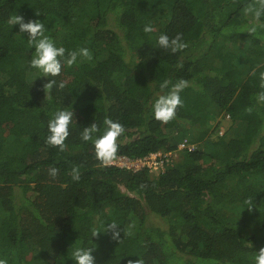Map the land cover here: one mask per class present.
Returning a JSON list of instances; mask_svg holds the SVG:
<instances>
[{
  "label": "trees",
  "instance_id": "1",
  "mask_svg": "<svg viewBox=\"0 0 264 264\" xmlns=\"http://www.w3.org/2000/svg\"><path fill=\"white\" fill-rule=\"evenodd\" d=\"M16 15L42 20L45 35L87 47L91 59L63 67L44 92L50 78L29 66ZM161 33L186 47L158 48ZM262 71L264 0H0V258L72 264L74 247L102 237L95 264H255L264 247ZM179 79L188 83L175 117L155 120L161 82ZM65 107L69 135L62 148L49 145L47 121ZM206 112L229 120L222 134L210 137ZM106 117L125 129L116 156L175 151L172 161L156 175L101 162L81 132ZM113 223L118 239L105 231Z\"/></svg>",
  "mask_w": 264,
  "mask_h": 264
},
{
  "label": "clouds",
  "instance_id": "2",
  "mask_svg": "<svg viewBox=\"0 0 264 264\" xmlns=\"http://www.w3.org/2000/svg\"><path fill=\"white\" fill-rule=\"evenodd\" d=\"M259 15V13H257ZM13 25L18 24L20 33H26L27 44L31 48V59L29 66L35 69L40 75L38 77H48L47 83L43 85L44 92L50 90L53 85L57 84L54 77H57L62 68L71 66L78 62V58L91 59V53L87 47H78L74 50L66 49L62 45H58L53 38L45 35V24L42 20L29 19L24 21L22 16L16 15L12 21ZM143 31L150 33L153 31L151 24L144 25ZM249 32H254L255 28L248 29ZM158 48L171 50L176 52L186 47V44L181 40L179 34L174 38H169L167 34L161 33L156 38ZM261 88L264 89V71L260 72ZM187 81L179 79L175 83L170 84L168 80H164L160 84L162 94L156 96L151 103V113L155 120L168 122L176 115V109L181 106L183 101L180 93L187 86ZM58 87L63 88L64 83L60 82ZM257 103H264V91H260L256 96ZM250 110V109H249ZM74 118L73 110L68 108H59L52 112L47 121V136L46 142L52 146L64 145V141L69 135V125ZM103 127L100 128L95 122L83 127L81 139L90 141L94 147L95 156L98 160L104 163L112 161L118 151L117 138L120 137L125 129L123 125L110 118H104L102 121ZM58 169L52 167L49 169V175L55 177ZM80 173L77 167L72 168V179L79 180ZM248 203V201H246ZM116 224H106L105 231H111V238L118 239L120 232L117 230ZM96 229L91 230V237L96 236ZM95 247L78 246L71 251L72 264H95L93 251ZM255 264H264V247H261L254 256ZM0 264H7L5 258H0ZM138 264V262H137Z\"/></svg>",
  "mask_w": 264,
  "mask_h": 264
},
{
  "label": "rangeland",
  "instance_id": "3",
  "mask_svg": "<svg viewBox=\"0 0 264 264\" xmlns=\"http://www.w3.org/2000/svg\"><path fill=\"white\" fill-rule=\"evenodd\" d=\"M248 12L249 11H247V13L245 12L244 14L247 16V18H250L252 16V12H249V13ZM74 14L75 13H73L72 15H69L70 19H73V21H74V22H72V25H75L77 23L75 18L80 16V15L75 16ZM158 28H159V25L157 24L155 26V30L157 31ZM70 29L71 28H69L68 26L66 27V25L64 27H62L61 29L58 30V33H56L55 39L60 40V39L64 38L65 35L70 32ZM216 42L218 43V42H220V40L217 39ZM137 44H138V41H134V45L137 46ZM78 62H80V58H78ZM204 124L208 128V132L210 133V137H215L216 136L215 134H217V133L219 134V132L223 133L226 130V128L229 125V120L222 118L221 116L214 117V116H212L206 112L205 117H204ZM150 173H153L154 175H156L160 172L153 171ZM131 224H132V222H130L129 225L131 226ZM104 249H105V245H104V241L102 240V237H101L100 239H98L96 241V246L94 248L93 253L99 254ZM128 264H134V262L132 261V262H129Z\"/></svg>",
  "mask_w": 264,
  "mask_h": 264
},
{
  "label": "built area",
  "instance_id": "4",
  "mask_svg": "<svg viewBox=\"0 0 264 264\" xmlns=\"http://www.w3.org/2000/svg\"><path fill=\"white\" fill-rule=\"evenodd\" d=\"M226 118L228 117L226 116ZM219 134H222V132H219ZM184 146H186L184 141L178 144V148ZM192 147H193L192 145H189V148ZM173 154H175V151H168L162 154L157 152V153H150L147 156L141 158H135V159H128L124 156L117 155L112 161L108 162L107 164H114L121 167H127L133 170L147 168L149 172H153V171L162 172L166 165V162H168L170 159L169 156Z\"/></svg>",
  "mask_w": 264,
  "mask_h": 264
}]
</instances>
